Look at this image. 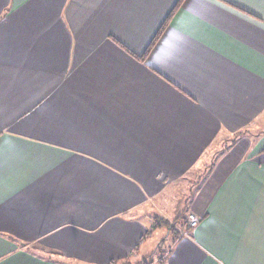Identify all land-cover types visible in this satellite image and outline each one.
Wrapping results in <instances>:
<instances>
[{"label": "crops", "instance_id": "obj_1", "mask_svg": "<svg viewBox=\"0 0 264 264\" xmlns=\"http://www.w3.org/2000/svg\"><path fill=\"white\" fill-rule=\"evenodd\" d=\"M179 1L0 0V264L139 263L181 182L163 264H264V0H183L146 54Z\"/></svg>", "mask_w": 264, "mask_h": 264}, {"label": "rangeland", "instance_id": "obj_2", "mask_svg": "<svg viewBox=\"0 0 264 264\" xmlns=\"http://www.w3.org/2000/svg\"><path fill=\"white\" fill-rule=\"evenodd\" d=\"M227 144L229 143L226 142L225 144H221V147H225ZM186 183L187 182H181L182 185L180 186H182L183 189L180 187H176L171 198L173 199V204L171 205V207L166 208V210L169 211L167 213L169 215V213H171L173 209H175V207H178L180 211L179 216L177 218H175V216L171 217V221L173 223L168 222L169 226L161 225V222L165 224V221L161 220V222H158V227L151 230V233L149 234L146 242L147 247L152 248L148 256L138 264H154L155 261H157V264H163L165 255L170 249L173 240L177 237V234L174 232L177 230L175 227H177V225L184 226V222L188 214V203L191 201L192 188L189 191H185ZM176 196H179L181 200L179 198H176ZM171 228H173V230H171ZM126 262H129L130 264H137L130 261H125L123 263L117 262L116 264H127Z\"/></svg>", "mask_w": 264, "mask_h": 264}, {"label": "trees", "instance_id": "obj_3", "mask_svg": "<svg viewBox=\"0 0 264 264\" xmlns=\"http://www.w3.org/2000/svg\"><path fill=\"white\" fill-rule=\"evenodd\" d=\"M182 1H183V0H180L179 3L177 4V6L174 8V10L171 12V14H170L169 17L167 18L166 22L163 24V26L161 27V29L159 30V32H158L157 35L155 36L154 40L152 41V43H151L150 46L148 47L146 54L149 53V51L153 48V46L155 45V43L157 42V40L159 39V37H160L161 34L163 33V31H164V29H165V27H166V25H167V23H168L170 17H171L172 14L175 12L176 8H178V7L180 6V4H181ZM146 54H145V55H146ZM238 136H241V135H238ZM234 139H236V136L234 137ZM224 149H226V148L222 147V149H220V151H222V150H224ZM220 151H217V152H220ZM212 163H213V161H209V164L205 165L204 169L202 170V172H201L200 175L198 176V180H202L203 177L206 176L208 170H209V169L211 168V166H212ZM191 197H192V195H191ZM163 225L169 226V223H168V222H165V224H163ZM187 225H188V222H184V227H186L185 231L189 233V232L191 231L192 228H190L189 226L187 227ZM169 229H170V227H169ZM171 230H173V228H171ZM176 231H177V230H176ZM176 231H174V232L177 234V237L173 240V242L176 241L177 239H179V238L181 237V234H182V233H180L179 231H177V232H176ZM116 263H117L116 261H112L110 264H116ZM126 263H127V264H130L129 262H126ZM137 264H138V263H137Z\"/></svg>", "mask_w": 264, "mask_h": 264}, {"label": "built area", "instance_id": "obj_4", "mask_svg": "<svg viewBox=\"0 0 264 264\" xmlns=\"http://www.w3.org/2000/svg\"><path fill=\"white\" fill-rule=\"evenodd\" d=\"M199 222H200V219L195 214H189V216H188V226L190 228L193 229V228L197 227ZM186 233H188V232H186Z\"/></svg>", "mask_w": 264, "mask_h": 264}]
</instances>
